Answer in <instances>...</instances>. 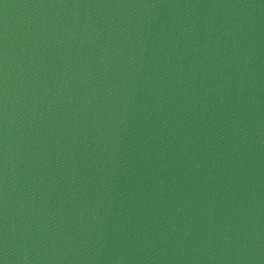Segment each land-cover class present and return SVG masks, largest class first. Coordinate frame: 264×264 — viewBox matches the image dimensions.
<instances>
[{
	"label": "water",
	"instance_id": "1",
	"mask_svg": "<svg viewBox=\"0 0 264 264\" xmlns=\"http://www.w3.org/2000/svg\"><path fill=\"white\" fill-rule=\"evenodd\" d=\"M0 264H264V0H0Z\"/></svg>",
	"mask_w": 264,
	"mask_h": 264
}]
</instances>
